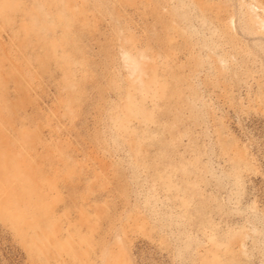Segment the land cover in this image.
Returning <instances> with one entry per match:
<instances>
[{"label": "rangeland", "instance_id": "rangeland-1", "mask_svg": "<svg viewBox=\"0 0 264 264\" xmlns=\"http://www.w3.org/2000/svg\"><path fill=\"white\" fill-rule=\"evenodd\" d=\"M0 264H264V0H0Z\"/></svg>", "mask_w": 264, "mask_h": 264}]
</instances>
